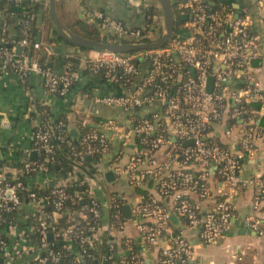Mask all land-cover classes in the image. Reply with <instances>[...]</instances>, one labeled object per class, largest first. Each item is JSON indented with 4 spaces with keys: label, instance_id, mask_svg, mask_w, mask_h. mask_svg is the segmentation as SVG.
I'll use <instances>...</instances> for the list:
<instances>
[{
    "label": "built area",
    "instance_id": "1",
    "mask_svg": "<svg viewBox=\"0 0 264 264\" xmlns=\"http://www.w3.org/2000/svg\"><path fill=\"white\" fill-rule=\"evenodd\" d=\"M124 1L145 14L147 24L130 27L94 10L91 17L101 40L131 44L155 41L154 33L164 31V27L160 28L164 16L158 11L149 13L154 6L151 0ZM171 2L174 10L187 18L165 46L126 53L91 49L87 58L91 74H103L107 82L120 87L117 94L96 96V103L127 113L156 105L151 114H131L127 124L114 118L100 119L78 139L77 145L62 121L53 124L46 115L34 132V150L45 159H28L21 164L20 171L28 175V182L24 183L12 168L0 170V264L25 255L34 258L33 263L25 264H62L65 252L72 256V264H144L135 255L118 260L114 243H108L109 251L102 253L100 246L104 242L97 238L103 210L109 202L103 203L95 194L94 185L105 177L103 173H89L87 158L102 160L116 142L123 149L132 145L133 152L126 161L113 159L114 173L127 177L134 187L156 192L135 203L133 213L140 217L137 228L149 245L169 239L160 251L161 264H189L195 255L194 245L186 236L173 234V213L184 218L189 228L199 230L201 243H216L233 225L237 196L249 187L253 188L252 212L244 224L264 237V171L250 178L242 176L244 158L256 153L259 141L264 143L260 123L264 111V28L262 33L257 31L249 7L238 11L225 0ZM256 5L264 11V0H256ZM34 19L28 14L23 21L19 44L26 48L25 52L19 55L14 49L0 47V77L9 74L25 81L37 73L50 93L65 96L77 75L69 64L62 74L44 66L39 54L43 44L31 39ZM45 49L47 56H52V49ZM217 130L235 137L238 148L217 140ZM189 139L194 143L183 145ZM62 143L69 145L77 158L66 177L47 165L55 163ZM163 148L166 159H158L157 152ZM213 175L221 179L222 198L214 199L204 211V202L213 197ZM50 182L54 183L52 187ZM69 183L84 189L71 194L66 188ZM44 188L45 192L37 190ZM84 199L90 202L79 211L66 207L69 202ZM24 203L34 205V209L30 224L21 229L17 214ZM110 207L112 227H123L119 223L121 200L116 195L110 197ZM63 214L70 219L78 215L84 220L90 217L92 223L86 232L76 223L62 227L59 217ZM130 243L127 241L128 247ZM57 244H62L63 250H56Z\"/></svg>",
    "mask_w": 264,
    "mask_h": 264
},
{
    "label": "crops",
    "instance_id": "2",
    "mask_svg": "<svg viewBox=\"0 0 264 264\" xmlns=\"http://www.w3.org/2000/svg\"><path fill=\"white\" fill-rule=\"evenodd\" d=\"M151 1L154 4L153 7L156 6L158 11L157 8H161L158 0ZM226 1L231 2L238 11L240 8L249 7L257 31L263 32L264 11L257 7L256 0ZM45 3L44 10H40L37 14L31 39L33 37L34 41H40L43 44L39 52L46 56V63L48 62L49 67L56 73L62 74L66 65L69 64L72 71L77 75V81L67 95L60 96L50 93L44 87L42 76L37 73L31 74L25 81L9 74L0 77V170L12 168L17 175L21 173L20 167L24 160H34L39 156L34 150V132L43 115H48L53 124L63 120L68 136L77 140L85 132L93 129L95 122L100 119L114 118L122 124H127L131 114L147 116L156 108L155 105L127 113L118 107H108L96 103L94 100L96 96L117 94L120 87L107 82L103 74L90 73L87 58L92 50H82L63 39L57 38L50 16L49 19L46 18L47 12L49 13L48 0ZM57 10L62 22L77 33L81 32L85 25L95 27L91 17L94 10H100L106 16L117 19L130 27H143L148 21L145 14L138 13L124 0H57ZM186 18L181 19L182 22L176 25V30L180 28ZM183 34L188 36L189 33L183 31ZM7 42L6 38L0 37V43ZM19 43L17 46L12 44L11 47L2 46L12 48L21 55L26 51V48H23L19 53L17 51V47L20 46ZM46 46L53 51L50 57L47 56ZM255 64L256 66L259 65L258 63ZM262 82H264V78H262ZM260 123L264 127V111L260 114ZM214 135L222 143L238 148L235 137L228 136L219 130ZM132 152V145L123 149L116 142L113 143L111 153L105 155L102 160L87 158L89 173L93 176L96 173H103L105 177L103 182L94 185L96 187L94 189L95 194L103 203L108 204L109 202L103 210L97 238L100 242L103 241V244L114 243L118 260H127L135 255L141 258L144 264H161L160 251L168 244L169 239H161L156 246L149 245L140 236L137 228L141 219L133 213L134 204L148 195H156L155 190L148 187H134L127 177H118L111 166L113 159L126 161ZM165 153V148L159 150L157 152L158 159H166ZM110 171L113 172L114 176L108 179L106 175ZM262 171H264V143L259 141L256 153L244 158L242 176L250 178ZM210 181L213 187V197L204 202V211L212 206L214 199L222 198L220 177L213 175ZM139 189L144 190L147 194L140 193ZM113 195L121 200V222L119 223L123 227L119 225L112 227L110 197ZM252 197L253 188L250 187L237 196L234 202L236 217L233 219L232 227L223 238L209 245L201 243L198 237V229L189 228L185 219L178 214L173 213L171 215L170 225L173 234H183L194 245V259L189 264H264V237L247 229L244 224L245 218L252 212ZM163 202L169 206L167 201ZM128 206L131 209V217L124 213V208ZM33 209L34 205L32 204L24 203L22 205L17 214L21 229L27 228L30 224ZM62 218L63 216L59 217L60 224ZM127 241L131 242L130 247L127 246ZM107 251H109L108 246L106 249L102 247L101 252L106 253ZM26 262L33 263V256L25 255L9 264H25Z\"/></svg>",
    "mask_w": 264,
    "mask_h": 264
},
{
    "label": "trees",
    "instance_id": "3",
    "mask_svg": "<svg viewBox=\"0 0 264 264\" xmlns=\"http://www.w3.org/2000/svg\"><path fill=\"white\" fill-rule=\"evenodd\" d=\"M45 7H46L45 3L41 2V1L0 0V37H4L8 40L7 43H0V46H2V45L9 46V44L10 45L12 44L13 46L18 45V43L23 38V35H22L23 21L27 18L28 14L34 15V17H35V19L32 21V24H31L32 25L31 32L33 33L34 27L36 24V20H37V14L40 10H44ZM47 10H46V12H47ZM174 11H175V15L177 17V24L176 25H178L179 23L182 22L181 19L183 16L176 9ZM155 12H157L156 8L151 7L149 10V13L155 14ZM46 18L49 19V13L48 12H47ZM177 30H176V32H177ZM54 34L57 36V38L65 40L55 30H54ZM78 34L83 35V36L88 37V38H92V39H97V40L102 39L99 30L96 27L89 26V25L83 26V30L81 32H79ZM32 40L34 41L33 37H32ZM104 40H106V38H104ZM147 41H150V39H147ZM66 42H68V41H66ZM79 48L82 50H91V48H88V47H79ZM39 54L41 55V52H39ZM45 57L46 56L44 54L41 55V62L44 64L45 67H49L48 62L46 63ZM73 64L75 66L74 61H73ZM45 116L46 115H43L42 119ZM61 121L64 122L63 120H61ZM70 138L72 139V137H70ZM72 141L74 142V144L77 145L79 140L78 139L77 140L72 139ZM37 159H45V157H44V155H41V156H38ZM55 159H56V161L54 164L48 163L47 165L50 167L51 170L55 171L58 175L66 177L67 173L72 171L73 168L75 167V162L73 161V159H77V158L72 155V152H71L69 145L62 143L60 145V148L57 150V152L55 154ZM21 167H22V165H21ZM21 167H20V169H21ZM19 178L21 180H23L24 183L28 182L27 181L28 175L22 174V172L19 174ZM66 188H67V191L71 194H74L76 191L84 189V187H79L77 183H71V184L69 183L66 186ZM37 190L43 191V192L46 191L45 188L44 189H37ZM139 192L142 194H147L144 190L142 191L141 189H139ZM26 193H27V191L24 192V194H26ZM89 202L90 201L88 199L78 200L74 203L69 202L66 207H69L73 210L79 211L82 209V207L84 205L88 204ZM48 209H51V207H48ZM59 223H60V220H59ZM75 223L77 225H79L83 229L84 232H86L89 224L92 223V220L90 217H89V219L84 220L83 218L79 217V215L70 219L66 214H63V218H62V222H61L60 226L67 227V226L75 224ZM103 245H105V246H103ZM107 246L109 247L108 244H102L100 246V249H102V247H105V249H106ZM55 249L56 250H63L62 244H57L55 246ZM62 264H72V256L69 254V252L68 253L65 252Z\"/></svg>",
    "mask_w": 264,
    "mask_h": 264
},
{
    "label": "water",
    "instance_id": "4",
    "mask_svg": "<svg viewBox=\"0 0 264 264\" xmlns=\"http://www.w3.org/2000/svg\"><path fill=\"white\" fill-rule=\"evenodd\" d=\"M158 2L162 8L163 15H164L165 25H164L163 34L155 41H151V42L143 43V44H131V43L105 42L102 40L88 38V37L78 34L73 29L66 26L62 22L58 14V10H57V0H48L49 16L53 24V27L59 33L60 36H62L66 41H68V43L76 47H88L91 49L110 50V51L121 52V53L132 52V51L140 50V49L161 48L169 42V40L174 35L175 30H176L177 17L175 15L174 7L172 5L171 0H158ZM182 18L184 19L186 17L183 16ZM232 22H233L232 20L229 21L228 30L230 29ZM9 46L11 47L12 45H9ZM22 50H23L22 46L17 47V51L19 53ZM212 81H213V78L210 77L209 86H208L209 90L212 89ZM193 143H194L193 139L183 141V145L185 146L193 144ZM106 176L108 177V179H111L114 175H113V172L110 171L107 173ZM53 185H54L53 182L49 183V187H52ZM130 212H131L130 206L124 208V213L128 217H131Z\"/></svg>",
    "mask_w": 264,
    "mask_h": 264
},
{
    "label": "rangeland",
    "instance_id": "5",
    "mask_svg": "<svg viewBox=\"0 0 264 264\" xmlns=\"http://www.w3.org/2000/svg\"><path fill=\"white\" fill-rule=\"evenodd\" d=\"M161 7V6H160ZM157 9H159L158 11H159V13L158 14H160L162 17L164 16L163 14H162V8H157ZM164 20H163V22L161 21V25H160V28H163L164 27ZM159 31H157L154 35L156 36V38L158 39L163 33H161L160 34V32L158 33ZM156 38H154V39H156Z\"/></svg>",
    "mask_w": 264,
    "mask_h": 264
}]
</instances>
